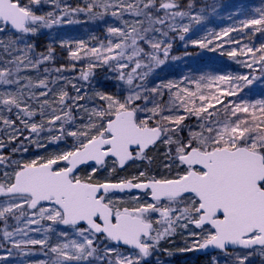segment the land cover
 Segmentation results:
<instances>
[{
    "label": "snow or ice",
    "instance_id": "obj_1",
    "mask_svg": "<svg viewBox=\"0 0 264 264\" xmlns=\"http://www.w3.org/2000/svg\"><path fill=\"white\" fill-rule=\"evenodd\" d=\"M49 2L55 11L40 15L34 10ZM192 9L193 3L182 6L180 0H86L84 7H62L61 0H0V123L10 130L9 141L18 140L23 132L3 114L15 109L29 132L24 139L47 153L24 162L0 153V247L7 256L17 250L46 257L36 264H162L149 258L160 251L172 255L162 242L180 235L185 244L180 252L219 250L231 264H251L254 254L264 257V98L242 95L264 81V42L250 46L256 33L264 35V8L239 26L212 34L214 39L191 41L209 52L221 50L247 73L150 79L170 57L169 33H180L184 41L191 26L201 23L203 17ZM76 13L122 21L123 27L107 28L113 38L107 44L87 48L80 41L83 57L70 53L73 60H89L81 80L90 82L93 69L106 66L115 73L119 91L93 88L91 95L81 94L73 83L77 94L69 97L52 86L71 81L60 75L50 79L48 68L35 81L20 75L52 58L51 48L47 55H30L35 51L30 38L41 28L78 22L66 19ZM125 14L132 19H123ZM185 19L189 23H182ZM244 29L251 32L249 43L230 36ZM225 44L236 47L225 52ZM165 90L169 101L161 104ZM50 94L58 95V101L50 102ZM86 98L99 103L79 104ZM33 102L39 104L41 123L30 122L37 115ZM73 108L84 115L74 114ZM193 117L196 124H188ZM49 145L58 150L48 152ZM161 147L153 170L148 153ZM20 151L28 147L21 143L12 149ZM145 160L148 167L118 175ZM83 166L90 171L82 175ZM133 191L137 194L129 195ZM36 246L39 253L33 251ZM211 264L221 261L213 256Z\"/></svg>",
    "mask_w": 264,
    "mask_h": 264
},
{
    "label": "trees",
    "instance_id": "obj_2",
    "mask_svg": "<svg viewBox=\"0 0 264 264\" xmlns=\"http://www.w3.org/2000/svg\"><path fill=\"white\" fill-rule=\"evenodd\" d=\"M231 0H221L218 3V8H213V0H180L182 6H185L187 3H193V14H200L203 19L200 24H193L191 26L190 31L185 34V40L181 41L179 39L180 33H169V39L172 43V48L170 52V57L166 61L165 65H163V71L159 69L153 74L150 79H154L157 82L164 81H180L183 80L185 77H189L193 80H198L200 76H217V75H226V74H241L247 73L249 70L243 68L241 65L237 64L235 61L230 60L227 55H221V50L217 52H209L206 49L199 50L198 46H195L191 43L193 40H199L203 38H211L214 39L212 34L219 33L225 29L237 27L240 24V21L252 18L258 15L257 9H262L264 5L261 7L259 5V1L255 0H248L244 7H240L239 5L230 3ZM71 7H84L85 3H79L77 0H68L66 3ZM262 5V2H261ZM259 6V8H257ZM257 8V9H256ZM77 17L80 19L81 24L78 23H62L60 25L54 26V29L49 32H39L36 36L31 38V43L35 44V51L32 53V56H38L39 54L43 53L47 55L48 49L51 48L52 58L41 64L38 70L32 69L31 74L29 77L36 79L37 77L41 78L44 74V68L50 69V76L54 78L56 75H60L62 77H67L68 83L65 80H60L58 84L52 86L56 93H59L61 89L68 92L69 97L76 96V91L72 87V84H76L77 87L79 86V82L82 83L81 94L91 95L92 89L95 88L97 90H104L107 92L118 91L120 90L116 85L117 81L112 79L115 73L111 72L106 66L105 67H96L93 69L94 77L90 78V82H85L81 80L80 73L82 70H86L87 64L89 60L87 58H82L79 60H73L70 56V53L75 51L81 57H83V51L79 49L78 44L80 41H83L87 48L92 47H99L97 41H94V37L96 35L99 39L109 40L110 36L107 32V28L109 26L115 27H123V23L120 19L112 17L111 15L105 16L103 19H89L88 14L86 13H76L71 17L66 19H72L76 21ZM125 20H131L132 17L125 14L123 17ZM182 23H189L187 19H185ZM74 29L76 31L72 32V36L69 35L70 30ZM201 28L200 30H198ZM209 28L211 30H209ZM70 29V30H69ZM247 34V35H246ZM233 38L238 39L241 41L242 44L249 43L248 36L251 35L249 29H244L243 32H231L230 36ZM161 38V37H158ZM162 39V38H161ZM228 39V37H227ZM225 39V40H227ZM218 42V41H215ZM261 42H264V35L260 33H256L254 37H252L250 46L252 44L259 46ZM233 47H236L235 44H225L223 51L231 50ZM187 53V55H186ZM171 57H179V59L173 60ZM9 57L5 54L3 59H8ZM63 66V71L60 73H56L54 70L56 68H61ZM125 71H128L126 69ZM256 75H260L259 71L255 73ZM20 75H23V71H21ZM184 86V85H181ZM189 87L194 88V84L187 85ZM39 91V90H37ZM246 99L256 100L264 98V81H257L252 86V91L250 92L248 89H245V92L242 93ZM42 99V98H41ZM50 102L58 101V95L50 94L48 98ZM169 101V94L165 90L162 99H160L161 104H167ZM99 103V101H96ZM68 104H72V100H67ZM95 103L94 101H89L87 98L85 100L79 101V104L86 105L91 107L92 104ZM151 106V105H150ZM32 108L37 110V115L32 117V122L41 123L42 117L39 115V104L36 102L32 103ZM73 112L76 115H84L83 112H77L75 108H73ZM50 114V109L46 112V116ZM10 118L16 121V127L21 129L23 135L16 141H9L8 137L11 134L10 130H5V126L0 123V140H3L6 147L0 150V153L4 155L14 156L12 149L14 147L19 146L21 143L24 146L28 147L27 154L33 153L38 155H44L45 152H42V149H37L35 146L30 145L24 137L29 136V132L24 129V126L17 120L16 115H11ZM190 125L196 124L195 117L191 118L190 120L186 121ZM79 123V121H77ZM187 133L185 132L184 135ZM46 136L47 133H44ZM71 138H69L68 144H71ZM52 147L57 148L56 145H49L48 149H52ZM61 148H65V145L62 143L60 144ZM149 151V156L153 157V160H156V163H153L151 166L152 169L156 170L157 166L159 165V159L161 157H157L158 152L156 151ZM45 151V150H44ZM21 152V151H20ZM18 155L19 153L16 152ZM157 154V155H156ZM140 163L137 161L135 164ZM143 163L141 162L140 165ZM134 164H130L124 170L118 172V175L122 176L126 174V169L132 167ZM139 165V166H140ZM85 168V167H84ZM82 168L81 170H83ZM179 237L173 238L170 242H167L164 246L165 249L169 251L176 250L179 252V249H176V245L180 244ZM174 257L177 255L173 253ZM194 256V255H193ZM208 256H194L193 259H197L196 263L204 262L207 260ZM175 260L178 258H174ZM188 262V261H187ZM200 264V263H199Z\"/></svg>",
    "mask_w": 264,
    "mask_h": 264
},
{
    "label": "rangeland",
    "instance_id": "obj_3",
    "mask_svg": "<svg viewBox=\"0 0 264 264\" xmlns=\"http://www.w3.org/2000/svg\"><path fill=\"white\" fill-rule=\"evenodd\" d=\"M77 1L79 3H82V2L86 3V0H77ZM219 1H221V0H213V3L215 4V8H218ZM231 1H232V3H235V4L239 5L240 7H244V5L246 4L247 0H231ZM231 1H230L229 4H231ZM249 1L250 0H248V2ZM255 1H259L260 2L259 5L261 7L264 5V0H255ZM67 2H68V0H61V6L63 7V5L66 4ZM261 2H262V5H261ZM257 8H259V6H257ZM262 8H264V7H262ZM34 10L37 12V14L43 15V14H46L47 12L55 11L56 9H55V5H53L51 2H49V3H42L40 5L34 6ZM76 21H78L76 23H78L79 25L81 24V21H80V19L78 17H77ZM52 28L54 29V27H52ZM52 28H41L40 32H49V31L53 30ZM200 29L201 28H199L198 30H200ZM209 30H211V29L209 28ZM73 31H76V30H74L72 28L70 30L71 33H69L70 36L73 35L72 34ZM232 37H234V35H232ZM31 38L29 40L30 43H31ZM94 39H95L94 41H97L98 44H101V43L107 44L108 43V40L106 41L104 39H99V37L97 35H96V37H94ZM110 39H113V38L110 37ZM223 39H227V37H224ZM199 50H200V48H199ZM30 55H32V53ZM0 66H2V65H0ZM31 70L32 69L23 70V75H21V76H28L29 77V74H31ZM45 75L46 74L44 73L41 76V78H43ZM47 75L49 76V78H51L49 73ZM33 80L35 81L34 78H33ZM79 86L82 87V83L81 82H79ZM2 87L3 86H0V89H2ZM112 92H117V91H112ZM42 99H44V98H42ZM94 102L97 103L96 101H94ZM15 112H16V110L13 109V112L11 114H9L7 112H4L3 114L5 116H9L10 117L11 115H15ZM30 122H32V119L30 120ZM60 149H64V148L60 147ZM56 150H58V149L52 147V149H48V152H52V151H56ZM154 151H156V153L158 152V155L156 154L157 157H161V153L163 152V148L161 147V148L155 149ZM42 152H45L44 149H42ZM18 153H19L18 155L16 153H14L13 154L14 156H11V158L13 160H19L21 162H24V161H27V160L35 159L37 156H39L38 154L35 155L33 153L27 154V152H23V151L18 152ZM46 154L47 153L45 152L44 155H46ZM7 156H10V155H7ZM160 159H159V161H160ZM142 163L143 164L140 165L141 164V161H140V163L138 162V164H134L132 167L127 168L126 169V171H127L126 174H124L122 176H129V175L135 173L138 169L149 166L147 160L143 161ZM153 163H156V160H153ZM153 163L151 164V166H153ZM89 171H90V168L85 167L83 170H81V174L82 175L83 174H87ZM100 175L101 176L107 175V173H102ZM136 194L137 193H130L129 195H136ZM116 195L117 196H123L125 194H121V195L120 194H116ZM2 227H3V225H0V228H2ZM31 235L34 238H41L42 237V234H37V233H32ZM177 236L179 237L180 244H178V246L177 245L175 246L176 249H180V248L185 247L184 238L182 236H180V235H177ZM177 236H175L173 238H176V240H177ZM179 241H178V243H179ZM51 242L52 243L56 242V237L54 235L51 237ZM166 243L167 242H162V245H161L162 249H165L164 246L166 245ZM6 247L10 248L11 245H7ZM33 251L36 252V253H39L40 252L39 246H36V248L33 249ZM171 252L175 253L177 256L174 257L173 254L172 255H168L167 253H165L163 251H160L154 257H151L149 259L155 261L158 258L159 261L162 262V264H199V263L200 264H211L212 257L215 256V257H218L220 259L221 264H224V261L226 259L228 260V264H231V260L226 258V257H224V255L222 253H211V254H208L207 255L208 256L207 260H204L203 263L202 262L196 263L197 259H193L194 256H196V255L197 256H201V255L197 254V251L196 252H180V251L177 252L176 250H174V251H171ZM0 256H7L4 247H0ZM203 256H205V255H203ZM174 258H178V259L175 260ZM43 259H46V257L44 255H41V254L32 255V256H23V255H20L17 250H13V255L12 256H7L6 260L0 261V264H36L37 261L43 260ZM250 260H251V264H264V257H261L259 254H254L252 257H250Z\"/></svg>",
    "mask_w": 264,
    "mask_h": 264
},
{
    "label": "water",
    "instance_id": "obj_4",
    "mask_svg": "<svg viewBox=\"0 0 264 264\" xmlns=\"http://www.w3.org/2000/svg\"><path fill=\"white\" fill-rule=\"evenodd\" d=\"M83 167H86V166H83ZM132 193H137V192L136 191H133ZM116 194H120L121 195L122 193H116ZM211 253H220V252H219V250H207L206 252L205 251H197V254L198 255H201V256L208 255V254H211Z\"/></svg>",
    "mask_w": 264,
    "mask_h": 264
}]
</instances>
